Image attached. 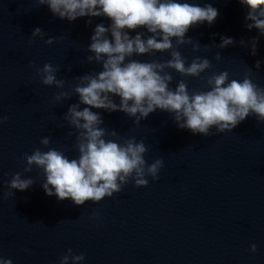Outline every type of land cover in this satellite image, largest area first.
Listing matches in <instances>:
<instances>
[{
	"label": "water",
	"instance_id": "water-1",
	"mask_svg": "<svg viewBox=\"0 0 264 264\" xmlns=\"http://www.w3.org/2000/svg\"><path fill=\"white\" fill-rule=\"evenodd\" d=\"M198 2L213 4L219 14L212 25L189 28L186 36L200 47L194 51L192 44L181 45L182 55L189 62L197 55L207 57L213 64L209 74L227 70L230 78L242 79L251 68L253 81L264 86V63L255 67L257 60L264 61V36L255 56L250 46L239 43L244 39L248 44L258 34L244 26V6L239 0ZM88 19H61L39 0H0V115L8 117L0 124V256L13 264H59L71 248L84 254L81 264H264V121L255 116L232 131L213 129L204 136L178 128L172 114L159 109L139 125L122 111L93 109L101 112L109 131L143 140L149 163L163 161L158 179L148 176L145 186L130 180L121 191L95 203L58 200L44 192L40 169L33 166L24 172L23 154L37 147L78 155L76 130L62 117L78 102L72 91L78 76L101 70L87 61V45L97 23H110L106 17H93L92 24H86ZM36 27L46 32L44 39L31 36ZM220 35L236 43L204 46L219 44ZM49 36L54 37L51 44L44 42ZM137 58L170 57L156 52ZM45 63L58 67L57 77L65 80L63 90L72 93L70 99L55 101L61 89L41 82L36 67ZM169 71L173 87L180 79L189 89L206 86L199 77ZM44 136L50 137L47 147L40 143ZM16 172L35 183L24 191L8 188L5 181ZM253 243L256 252L250 251Z\"/></svg>",
	"mask_w": 264,
	"mask_h": 264
},
{
	"label": "clouds",
	"instance_id": "clouds-1",
	"mask_svg": "<svg viewBox=\"0 0 264 264\" xmlns=\"http://www.w3.org/2000/svg\"><path fill=\"white\" fill-rule=\"evenodd\" d=\"M239 3L246 9L244 26L258 32L248 44L244 39L239 43L250 46V54L255 56L259 38L264 36V0H239ZM39 4L47 5L54 16L69 22L85 16L89 18L86 24H92L93 17H106L110 21L107 25L103 21L95 25L87 45L91 53L87 61L99 64L101 70L78 76L72 89L78 102L70 104L62 117L76 130L78 155L70 157L64 150L51 147L46 151L37 147L31 154H23L24 172H31L33 166L40 169L44 177L41 186L47 195L84 205L87 201L95 203L111 197L130 180L135 186H145L149 183L148 176L158 179L163 161L155 159L149 163L143 140L122 138L115 129L109 131L101 112L93 109L122 111L134 117L137 125L159 109L172 114L178 128L204 136L213 134V129L217 133L232 131L249 116L264 121V86L253 81L251 68L242 79L230 78L227 70L209 74L207 70L213 68L209 58L197 55L189 62L179 51L184 44H192L194 51L199 49L200 43H193L186 33L194 25L215 22L219 11L213 4L198 0H39ZM31 36L44 39L46 32L36 27ZM53 40L49 36L44 42L51 44ZM235 43L233 37L220 35L219 44L213 41L204 46L225 48ZM156 52H168L170 58H137ZM215 59H221L219 52ZM261 63L264 61H256V69H260ZM170 69L182 77H199L206 81V86L189 89L186 80L180 79L173 87ZM57 72L58 67L52 63L36 67L44 85L61 89L55 93V101L70 99L72 93L63 90L65 80L58 78ZM7 119V115H0V124ZM40 143L47 147L50 137H42ZM5 183L10 189L24 191L35 181L16 172ZM97 215L93 212V216ZM250 251H257L255 243ZM84 260L83 253L76 254L68 248L59 264H81ZM0 264L13 261L0 256Z\"/></svg>",
	"mask_w": 264,
	"mask_h": 264
}]
</instances>
